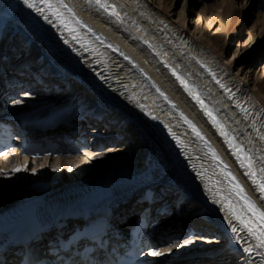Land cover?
<instances>
[{
	"label": "bare ground",
	"instance_id": "6f19581e",
	"mask_svg": "<svg viewBox=\"0 0 264 264\" xmlns=\"http://www.w3.org/2000/svg\"><path fill=\"white\" fill-rule=\"evenodd\" d=\"M102 1L51 0L58 15L40 3L42 16L21 0H0L1 102L10 97L1 115L23 116L21 127L72 115L80 120L75 126H89L92 141L98 134L107 135V126L115 127L108 139L100 138L84 153L35 160L22 159L18 152L0 157V218L16 222L30 209L58 206L76 212L102 204L115 208L116 218L128 217L141 195L148 201L158 198L151 206L161 207L177 194H190L188 203L209 206L219 226L207 225L208 231L156 251L161 254L147 260L210 264L196 256L228 237L240 248L212 264H251L249 257L264 264V247L257 238L264 239L259 215L264 212V194L254 170L264 174V80L254 81L244 73L242 55L235 58L238 50L233 59H226L227 38L235 27L244 28L251 11L244 17L237 14L238 0H220L218 29L212 34L206 27L211 5L197 13L203 26L192 27L190 4L196 0L178 12L177 0H110L115 12L102 7ZM243 1L244 12L264 4ZM255 16L256 22H251L261 32L255 39L259 44L264 39V12ZM253 52L251 61L256 58ZM16 55L20 58L12 66L9 62ZM191 62L197 67L191 68ZM45 77H51L53 89L54 82L64 85L66 94L47 97L51 91L43 85ZM164 85L185 99L187 95L188 104L171 98ZM189 86L194 92H188ZM196 89L249 151L231 144L236 140L201 108ZM24 92L32 98L23 97ZM201 114L210 125L197 126ZM75 130L57 129L59 135L72 137ZM78 137L82 142L88 135L80 131ZM249 200L259 212L250 211ZM177 208L172 205V210ZM117 223L123 225L119 219ZM188 245H195L194 250L185 252Z\"/></svg>",
	"mask_w": 264,
	"mask_h": 264
},
{
	"label": "rangeland",
	"instance_id": "374dc122",
	"mask_svg": "<svg viewBox=\"0 0 264 264\" xmlns=\"http://www.w3.org/2000/svg\"><path fill=\"white\" fill-rule=\"evenodd\" d=\"M192 0H177L176 3V10L177 12L180 11L181 9H183V7L185 6V3H188ZM243 0H238V11L237 14L240 15V13L242 15L247 16L249 15L250 12V21L245 23L244 28H238L235 27L234 28V33H232L230 35V37L227 38V48H226V59L228 61H230L231 59H233L234 57L232 56V54L238 50L236 57H238L239 55H242L241 57L244 59L243 60V69H244V73H249L248 75H251V78L254 81H263L264 80V39L262 40V42H260L258 44V40H255L257 37V34L260 35L261 32H257L256 28L253 27L252 22H256V16L255 15H259L257 14L258 12L256 11V7H248V11L244 12V7L246 5L243 4ZM211 5L212 7L210 8L208 13V24L206 25L207 30L209 32H211L212 34L215 33L217 31V27H218V22H217V8L220 6H223V2L221 3L220 0H196V4L192 5L190 4V7L192 9V15L190 16L192 19V27H195L197 25V23L200 24V26H203V20L202 18H199L198 16V11L203 10L206 6ZM242 5V6H241ZM206 9V8H205ZM242 10V11H241ZM262 13V12H261ZM219 14V13H218ZM252 14V15H251ZM207 16V15H206ZM245 21V20H244ZM252 21V22H251ZM263 34V33H262ZM166 37H170V34H165ZM261 36V35H260ZM171 38V37H170ZM168 38V39H170ZM260 40V41H261ZM160 42V41H159ZM162 42V39H161ZM225 42V40H224ZM256 50V58L255 59H249V53L253 52ZM254 53V52H253ZM20 58V55H16L14 57L11 58V61L9 62L12 66L18 61V59ZM187 59V58H186ZM193 63V65H192ZM11 65L9 67H11ZM191 68H196L197 64L195 62H191ZM194 66V67H193ZM58 89L57 90H53L49 93V95L47 97H52V98H58V97H62L66 94V88H64V85H62L60 83V85L57 86ZM53 92V93H52ZM25 98L31 99V95H29L28 93H26L24 95ZM23 159V157H22ZM195 248V245H188L184 250L185 252H190L193 251ZM204 248V247H202ZM207 248V246L205 247Z\"/></svg>",
	"mask_w": 264,
	"mask_h": 264
},
{
	"label": "snow or ice",
	"instance_id": "6c2138e0",
	"mask_svg": "<svg viewBox=\"0 0 264 264\" xmlns=\"http://www.w3.org/2000/svg\"><path fill=\"white\" fill-rule=\"evenodd\" d=\"M21 2L27 6V8L29 9H34L37 13H39L40 15H44V9L40 8L38 5L40 3H44L46 5L49 6V9L53 11L54 15H58L57 12H55V10L52 9V5H51V0H21ZM59 2L62 3V0H59ZM96 3H100V0H96ZM102 7H105V5L101 4ZM115 14V13H114ZM45 19H47V17L45 16ZM209 115H211V113H209ZM199 135V133H197ZM21 169L17 168L15 169V171H20ZM260 191L262 194H264V184L259 185ZM242 191V189H241ZM262 198H264V196H262ZM249 209L250 211H254V212H259L258 209L255 208L254 203H252L249 200ZM259 215L262 219H264V212H259ZM232 232L235 233L236 229L233 228ZM264 235V234H262ZM258 239H260V244L258 245L259 247H264V239L257 237ZM248 251H251V249L249 248ZM161 253L159 252H154L153 255H160Z\"/></svg>",
	"mask_w": 264,
	"mask_h": 264
}]
</instances>
